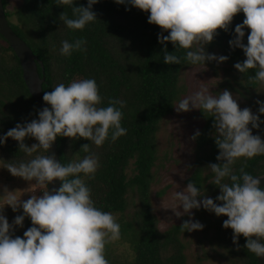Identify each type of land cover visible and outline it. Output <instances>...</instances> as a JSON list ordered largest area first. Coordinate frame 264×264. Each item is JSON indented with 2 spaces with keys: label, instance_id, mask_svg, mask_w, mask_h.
<instances>
[{
  "label": "clouds",
  "instance_id": "9594fccd",
  "mask_svg": "<svg viewBox=\"0 0 264 264\" xmlns=\"http://www.w3.org/2000/svg\"><path fill=\"white\" fill-rule=\"evenodd\" d=\"M99 2L88 0L87 7H76V0H56L58 6H72L75 17L70 18L65 11L59 19L68 29L83 30L97 20L92 9ZM115 2L150 13L148 22L169 32L168 35L158 34L159 42L164 45L166 64L180 63V58L167 49L169 41L176 49L188 50L185 59L190 65L227 61L228 56L208 53L205 45L214 40L217 29L227 31L234 16L243 12L245 19L236 25V36L229 40V45L233 49H243L246 59L234 67L244 74L249 69H256L255 76L249 79L264 86V0ZM246 28L251 29L247 44L243 42ZM86 43L84 39L63 40L59 52L71 56L74 51H86ZM43 101L51 107L39 110V119L17 123L0 136V143H7L9 137L18 141L19 149L28 156L39 149L46 153L3 166L13 176L35 181L34 184L46 190L42 196L33 191L29 199L22 200L17 190L3 188L0 194V264H109L105 256L106 246L121 238V225L111 212L97 207L85 178L94 177L101 166L100 156L91 151L90 144L103 146L110 131L113 142L127 134V129L122 126L126 101L110 99L108 106H101L103 97L94 78L75 79L67 85L60 83L44 93ZM256 104L255 113L249 107L241 109L238 98L230 90L213 95L201 84L198 91L175 105L177 112L199 109L206 117H214L213 138L220 150L216 159L221 163H211L207 168L214 174L210 183L218 186L221 193L213 199L206 196L204 189L198 188L195 182H189L183 191L173 193L175 203L165 209H172L176 217H194L192 210L201 208L217 216H227L223 227L233 230L237 250L242 234L247 238L244 247L256 257H264V243L259 242L264 241V187L261 186L264 175H253L244 166L238 172L234 168L241 158L264 155V138L253 134V129H260L264 124L261 119L264 100L258 99ZM200 135L197 130L191 138L195 140ZM59 136L90 140V144L82 146L88 154L67 164L58 162L48 153ZM27 137L35 138L38 143L28 146L25 143ZM56 180L62 184L50 193L48 186ZM5 206H10L14 212L22 209L23 214L15 216L10 224L3 214ZM26 217L31 219L32 226L24 231L22 238L15 235V226L22 228ZM180 228L185 233L202 230L204 225L199 220L189 219ZM254 235L258 239H253Z\"/></svg>",
  "mask_w": 264,
  "mask_h": 264
},
{
  "label": "trees",
  "instance_id": "16d2710c",
  "mask_svg": "<svg viewBox=\"0 0 264 264\" xmlns=\"http://www.w3.org/2000/svg\"><path fill=\"white\" fill-rule=\"evenodd\" d=\"M3 1L11 27L44 64L45 71L39 66L41 76L46 77L44 93L52 91L60 83L67 85L75 79L94 78L103 97L101 106H108L110 99L126 101L122 126L127 129V134L115 142L111 140V131L101 147L90 144L91 141L84 138L59 136L57 139L61 163L84 158L88 154L82 150L84 144H90L91 151L99 154L101 166L94 177L85 178L86 183L91 188L97 207L120 216L119 243L128 244L133 251L134 259L130 264H186L182 225H175L167 232L160 231L153 210L152 188L161 123L175 112V105L185 93L180 83L182 72L197 66L190 65L185 59L188 50L176 49L173 43L167 42L168 51L177 55L180 63L166 64L163 60L164 45L159 42L158 34L163 32L168 35L169 32L149 23L150 13L131 5L117 4L115 0H100L93 5L97 20L83 30L75 31L68 29L59 19L65 11L70 18H75L72 6H58L56 0ZM13 3L15 6L10 11V4ZM87 5L88 0H76L74 6ZM244 19L243 12L236 14L229 29H217L214 40L208 44L210 49L222 50L232 65L246 59L243 49H233L229 45V40L236 36V25L242 24ZM250 32V28L245 29V44ZM77 39L87 41L86 51H74L71 56L60 54L63 40L74 42ZM239 73L245 91L249 93L260 87L249 79L255 76L256 69ZM39 110L25 82L19 58L0 34V136L17 123L39 119ZM202 116L205 125L201 135L195 139L194 173L187 183L195 182L198 188L215 199L221 189L210 183L214 174L207 167L211 163H221L216 159L220 150L213 138L214 117H206L203 112ZM253 132L264 138V124ZM25 143L31 146L38 141L27 137ZM37 154L46 155L43 149H39L28 156L19 149V142L11 137L7 143H0V162L3 164L27 161ZM132 165L134 173L131 176L129 169ZM241 166L253 175H264V155L241 158L234 168L238 172ZM135 197L138 199L137 212L131 220H127L129 201ZM206 212L214 220V223H209L219 230L218 246L226 251L228 257L234 263L257 264L258 257L244 247L247 238L242 234L237 250L233 243V230L223 227V221L228 217ZM31 226L30 219L24 231ZM24 231L16 235L23 238ZM105 256L109 264H119L108 254L105 253Z\"/></svg>",
  "mask_w": 264,
  "mask_h": 264
},
{
  "label": "rangeland",
  "instance_id": "374dc122",
  "mask_svg": "<svg viewBox=\"0 0 264 264\" xmlns=\"http://www.w3.org/2000/svg\"><path fill=\"white\" fill-rule=\"evenodd\" d=\"M15 3L10 4L12 11ZM208 53H215L217 56L225 55L220 49H210L205 45ZM181 86L185 89L181 99L191 96L200 89L201 84L209 89L213 95H219L225 89L230 90L234 97L238 98L241 109L249 107L255 113L258 109L256 101L264 98V86L258 89L261 92H247L243 89L242 79L239 71L229 61L223 63L209 61L207 64H199L186 68L181 75ZM179 103V102H178ZM178 105V104H177ZM205 125L202 111L193 109L189 112H175L163 120L158 132V162L154 169V184L152 188L153 210L158 220V227L161 232H167L175 225H182L185 220H199L204 228L193 232H185L182 235V242L185 246L186 264H239L234 263L223 248L218 246L217 237L219 230L212 224L213 217L205 209H193L194 217L184 215L176 217L171 207L175 201L173 193L183 191L187 182L194 173L196 156V143L191 137ZM254 135L257 133L253 132ZM34 144V143H33ZM0 162V194L6 186L9 190H17V195L22 200H27L36 191V195H43V190L35 181H26L23 178L13 176ZM134 173V165L129 169V174ZM206 196L211 197L210 194ZM198 199H201L198 197ZM138 199L132 198L129 201V208L126 219L131 220L137 212ZM164 207V208H163ZM181 211H183L181 207ZM11 224L15 216L23 214V210L14 212L10 206H5L4 213ZM119 222L120 216H116ZM29 217L24 220L21 228L15 226V235L22 233ZM120 239L106 246L105 253L111 260L119 264H130L134 259L133 251L128 244H120Z\"/></svg>",
  "mask_w": 264,
  "mask_h": 264
},
{
  "label": "water",
  "instance_id": "95a60500",
  "mask_svg": "<svg viewBox=\"0 0 264 264\" xmlns=\"http://www.w3.org/2000/svg\"><path fill=\"white\" fill-rule=\"evenodd\" d=\"M0 34L6 39V41L13 48L15 54L20 60L21 67L24 72L25 82L30 90V93L37 103L40 110L43 107L48 106L43 101L44 84L46 82L45 75L42 77L40 74L39 66L45 71L43 62L36 56L34 51L29 45L14 31L7 18L6 9L4 7V1L0 0ZM48 155H54L56 160L61 163V158L58 153V139L53 143L52 148L49 150ZM62 182L56 180L54 183L49 184V192L51 193L53 188H59ZM261 186L264 187V180H262ZM253 239H258L255 235ZM264 243V241H259ZM257 264H264V257H258Z\"/></svg>",
  "mask_w": 264,
  "mask_h": 264
}]
</instances>
